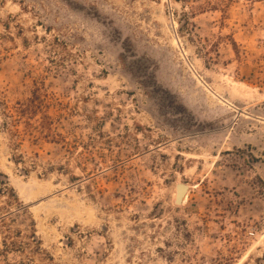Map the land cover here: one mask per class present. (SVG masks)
Wrapping results in <instances>:
<instances>
[{"label": "rangeland", "instance_id": "rangeland-1", "mask_svg": "<svg viewBox=\"0 0 264 264\" xmlns=\"http://www.w3.org/2000/svg\"><path fill=\"white\" fill-rule=\"evenodd\" d=\"M1 192L0 264H264V0H0Z\"/></svg>", "mask_w": 264, "mask_h": 264}, {"label": "trees", "instance_id": "trees-1", "mask_svg": "<svg viewBox=\"0 0 264 264\" xmlns=\"http://www.w3.org/2000/svg\"><path fill=\"white\" fill-rule=\"evenodd\" d=\"M49 102L47 97L43 92V89L36 86L35 91L32 93V98L28 99L26 102H18L15 105H10L8 103H3V115L6 121L3 127L9 130L11 127L14 128L12 132L14 136L20 137L19 126L24 125L25 129L29 134L33 135L35 138L43 137L44 139L58 140L59 134L52 131V119L49 116L47 109L49 107ZM39 119L40 121H37ZM37 136V137H36ZM3 188L7 187L8 184L2 183ZM7 189V188H6ZM3 195V192L0 193ZM13 198L16 199L15 196ZM23 208V207H22ZM2 207L0 206V211ZM12 212H6L0 215V223L5 225V218L11 215ZM5 248H10L12 242L8 245L6 241H3Z\"/></svg>", "mask_w": 264, "mask_h": 264}, {"label": "water", "instance_id": "water-1", "mask_svg": "<svg viewBox=\"0 0 264 264\" xmlns=\"http://www.w3.org/2000/svg\"><path fill=\"white\" fill-rule=\"evenodd\" d=\"M176 190H177V196L175 199V204L178 205L181 204L184 195L189 190V187L185 183H181L177 186Z\"/></svg>", "mask_w": 264, "mask_h": 264}, {"label": "bare ground", "instance_id": "bare-ground-1", "mask_svg": "<svg viewBox=\"0 0 264 264\" xmlns=\"http://www.w3.org/2000/svg\"><path fill=\"white\" fill-rule=\"evenodd\" d=\"M230 84H231V83H230ZM225 103H226V102H225ZM221 105H222V103H221ZM250 107H251V106H250ZM181 183H182V182L177 183L176 188H177V186H178L179 184H181ZM185 184L189 187V190H188V191L186 192V194L184 195L181 204H178V205H182V204H183V200H184L185 196L189 193V191H190L191 188H192L189 184H187V183H185ZM174 196H175V199H176V196H177V190H176Z\"/></svg>", "mask_w": 264, "mask_h": 264}]
</instances>
